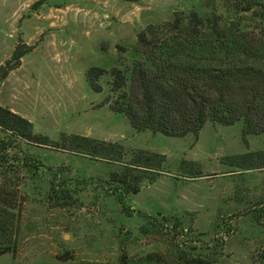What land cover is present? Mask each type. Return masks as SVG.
I'll use <instances>...</instances> for the list:
<instances>
[{
  "label": "rangeland",
  "instance_id": "rangeland-1",
  "mask_svg": "<svg viewBox=\"0 0 264 264\" xmlns=\"http://www.w3.org/2000/svg\"><path fill=\"white\" fill-rule=\"evenodd\" d=\"M36 1L0 0V63L18 42L39 46L0 98L52 141L77 134L166 160L156 181L145 180L124 208L101 183L110 166L60 149L24 147L43 171L27 174L19 249L15 258L1 256L0 264H175L181 253L210 264H264V170L223 162L264 151V134L245 137L242 122H207L197 138L138 133L127 117L103 105L109 77L101 93L85 77L91 67L131 63L137 34L147 26L172 20L175 12L223 13V0H46L32 12ZM121 55L126 61L120 63ZM184 168H200L202 176L188 177ZM55 174L56 186L64 183L69 191L59 201L51 199Z\"/></svg>",
  "mask_w": 264,
  "mask_h": 264
},
{
  "label": "trees",
  "instance_id": "trees-1",
  "mask_svg": "<svg viewBox=\"0 0 264 264\" xmlns=\"http://www.w3.org/2000/svg\"><path fill=\"white\" fill-rule=\"evenodd\" d=\"M45 1H36L30 10L38 12ZM223 2V13L175 12L172 20L147 26L137 34L131 63L110 70L95 66L86 72L91 90L101 93V81L108 76L110 95L103 105L127 117L138 133L197 138L207 122L223 126L242 122L245 137L264 134V0ZM22 46L18 42L11 58L0 66V87L35 49ZM119 59L126 61L123 55ZM0 130V257H16L27 199L25 180L27 174L43 171V163L24 147L60 149L110 166L101 183L124 208L145 180L156 181L166 160L161 154L130 153L119 142L83 135L63 133L61 141H52L35 133L30 120L2 105ZM223 162L245 171L264 170V151L228 156ZM183 164L199 167L195 162ZM184 169L188 177L202 176L200 168ZM56 178L55 174L50 185L51 199L59 201L69 191L64 183L56 186ZM177 257L175 264H210L199 254Z\"/></svg>",
  "mask_w": 264,
  "mask_h": 264
},
{
  "label": "crops",
  "instance_id": "crops-1",
  "mask_svg": "<svg viewBox=\"0 0 264 264\" xmlns=\"http://www.w3.org/2000/svg\"><path fill=\"white\" fill-rule=\"evenodd\" d=\"M44 42L45 41H43V43L42 44H44ZM41 44V45H42ZM39 47V46H38ZM38 47H36L34 50H37L38 49ZM33 50V51H34ZM12 54V53H11ZM10 54V55H11ZM9 55V56H10ZM28 56V55H27ZM9 57H7V59H8ZM25 58H26V56H24L23 58H22V62H21V66L19 67V68H17V69H15V70H13V71H11V73L9 74V76H8V78L2 83V85H1V88H0V93H1V91H2V89H3V87H5L8 83H9V80L11 79V77L14 75V74H16L17 72H19L20 70H22L23 69V66H24V63H25ZM6 59V60H7ZM5 60V61H6ZM1 62V61H0ZM5 63V62H4ZM3 63V64H4ZM2 63H0V66H2L3 65ZM32 80H36L35 78H32ZM20 82V81H19ZM0 105H2V106H5V107H7V108H9V109H11L12 111H14L15 113H18L12 106H11V103L10 102H8L6 99H4V98H0ZM19 114V113H18ZM1 136H2V134H1Z\"/></svg>",
  "mask_w": 264,
  "mask_h": 264
}]
</instances>
